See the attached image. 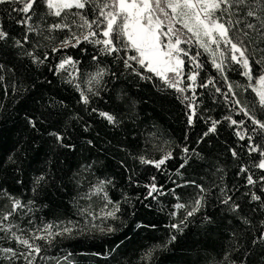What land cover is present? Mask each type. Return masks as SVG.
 Wrapping results in <instances>:
<instances>
[{
  "label": "snow or ice",
  "instance_id": "obj_1",
  "mask_svg": "<svg viewBox=\"0 0 264 264\" xmlns=\"http://www.w3.org/2000/svg\"><path fill=\"white\" fill-rule=\"evenodd\" d=\"M0 96V264H264V0H0Z\"/></svg>",
  "mask_w": 264,
  "mask_h": 264
},
{
  "label": "trees",
  "instance_id": "obj_2",
  "mask_svg": "<svg viewBox=\"0 0 264 264\" xmlns=\"http://www.w3.org/2000/svg\"><path fill=\"white\" fill-rule=\"evenodd\" d=\"M53 59H55V54H53ZM234 79H242L238 76H233ZM56 86L59 87V81L56 82ZM250 91V90H249ZM64 95H68V92H64ZM254 96V94H252ZM11 100V97H3L0 96V102L9 103ZM74 103V99L72 101ZM180 108L175 107L170 113H162V118L160 120V123L162 125L163 131H165L168 137H171L173 140L178 139L182 134V129L184 127L183 125V116L180 114ZM7 127L11 128V124L7 125ZM200 128L197 127L194 133H191L193 135V139H195V133L199 132ZM15 138V133H12L11 139ZM11 139L8 141V143L5 145L6 147L11 143ZM223 143V140H221V144ZM199 147V146H197ZM218 151L223 153L222 148H218ZM88 152L86 150L82 152H78L76 155L70 156L69 162L73 169L77 166V162L83 163L85 158H88ZM223 158V155H222ZM174 161L169 162V169L173 168ZM233 167L230 165V168ZM103 171V170H101ZM167 171V170H166ZM71 175V173H69ZM169 175H172L174 177V172H170ZM231 175V173H229ZM159 181L161 183H168L165 176L161 174L158 177ZM5 187H9L8 185H5ZM190 191V190H189ZM65 201H67L68 197L65 196ZM168 199H171L170 197ZM155 201H153V204L155 205ZM163 203H167V200L163 201ZM4 204V201L2 198H0V207H2ZM150 211V215L147 213ZM140 216H144L146 219H152V220H159L161 221L162 225L166 223L165 215L164 213H159L153 208L152 210H141L139 212ZM164 235L163 231H140L139 235L136 236L132 243L127 246V249L125 250V257H121V259H131L135 260L136 255L138 254L139 248L141 246L154 243L157 239L161 238ZM129 237L131 238V233H129ZM201 241V237L195 234L190 235V238L186 240L185 247L181 248L177 252V260L174 262V264H183L184 261H188L189 264L191 262H197V264H206V260L210 261L211 256L215 255L212 248H208L207 253H204L203 251L200 254V258L197 257V250L202 247L201 243H197ZM91 241H85L84 244L74 246L71 250H73L76 253V259L78 260L79 264H97V261L99 258H96L92 256V252H94L95 248H90L89 244ZM99 243V242H97ZM65 247H67V244H65ZM112 264H115V262H112ZM170 264H173V262H170Z\"/></svg>",
  "mask_w": 264,
  "mask_h": 264
}]
</instances>
